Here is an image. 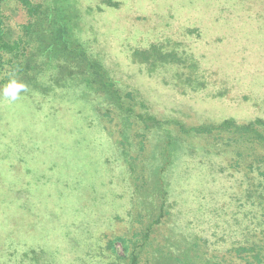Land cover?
Instances as JSON below:
<instances>
[{
  "label": "rangeland",
  "instance_id": "rangeland-1",
  "mask_svg": "<svg viewBox=\"0 0 264 264\" xmlns=\"http://www.w3.org/2000/svg\"><path fill=\"white\" fill-rule=\"evenodd\" d=\"M74 1L85 40L97 39L95 51L125 86L141 92L154 115L186 126L264 120V0H113L116 8L102 5L109 0ZM20 20L14 13L12 32ZM134 50L145 53L137 63ZM147 60L164 65L150 74ZM116 125L113 108L93 97L83 101L66 91L22 93L14 103L0 97V264H20L27 249L56 251L54 264H108L107 239L138 237L145 220L128 204L129 166L144 171L150 132L133 124L124 163L112 144L121 143ZM226 160L219 162L231 178L205 168L195 177L199 185L207 180L213 191L239 192L247 171L230 169ZM110 210L122 222H110Z\"/></svg>",
  "mask_w": 264,
  "mask_h": 264
},
{
  "label": "trees",
  "instance_id": "trees-1",
  "mask_svg": "<svg viewBox=\"0 0 264 264\" xmlns=\"http://www.w3.org/2000/svg\"><path fill=\"white\" fill-rule=\"evenodd\" d=\"M112 1L102 5L116 8ZM19 12L21 20L12 32L8 22ZM82 15L74 0H0V88L15 76L27 85L25 95L66 91L113 108L121 143L112 144L124 163L133 147L128 138L133 124L150 132L139 166L144 171L138 172L134 164L128 175V204L144 214L145 222L138 223L142 227L136 228L135 240L126 236L106 240L108 264H264V120L186 126L178 119L154 115L141 92L125 86L118 69L105 63L102 51H95L97 39L85 40ZM144 55L134 50L130 58L137 63ZM149 64L150 74L164 65L155 60ZM224 158L230 169L247 171L237 181L239 192L213 191L210 182L199 185L195 178L205 168L208 175L231 178L229 166L219 162ZM191 165L198 168L196 174ZM113 210L107 219L122 222ZM131 215L128 211L123 218ZM55 254L27 249L19 263L40 264L50 256L42 264H54Z\"/></svg>",
  "mask_w": 264,
  "mask_h": 264
},
{
  "label": "clouds",
  "instance_id": "clouds-1",
  "mask_svg": "<svg viewBox=\"0 0 264 264\" xmlns=\"http://www.w3.org/2000/svg\"><path fill=\"white\" fill-rule=\"evenodd\" d=\"M26 91L27 85L13 76L2 88H0V97H3L10 103H14L20 99L21 93Z\"/></svg>",
  "mask_w": 264,
  "mask_h": 264
}]
</instances>
